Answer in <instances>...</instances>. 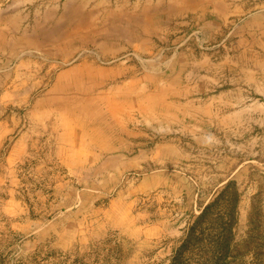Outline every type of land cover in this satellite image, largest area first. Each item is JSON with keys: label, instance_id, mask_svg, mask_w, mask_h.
<instances>
[{"label": "rangeland", "instance_id": "rangeland-1", "mask_svg": "<svg viewBox=\"0 0 264 264\" xmlns=\"http://www.w3.org/2000/svg\"><path fill=\"white\" fill-rule=\"evenodd\" d=\"M0 264H264V0H0Z\"/></svg>", "mask_w": 264, "mask_h": 264}]
</instances>
